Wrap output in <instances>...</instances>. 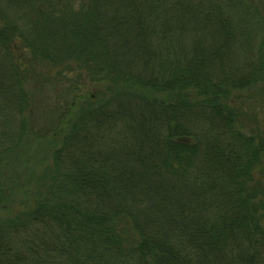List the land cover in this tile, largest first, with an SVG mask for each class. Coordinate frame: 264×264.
<instances>
[{
    "label": "trees",
    "instance_id": "16d2710c",
    "mask_svg": "<svg viewBox=\"0 0 264 264\" xmlns=\"http://www.w3.org/2000/svg\"><path fill=\"white\" fill-rule=\"evenodd\" d=\"M251 12L244 0H0V179L46 138L30 114L37 66L62 69L58 102L83 75L105 84L52 112L59 146L20 175L32 198L0 222V264H264V133L245 134L229 102L263 73Z\"/></svg>",
    "mask_w": 264,
    "mask_h": 264
},
{
    "label": "rangeland",
    "instance_id": "374dc122",
    "mask_svg": "<svg viewBox=\"0 0 264 264\" xmlns=\"http://www.w3.org/2000/svg\"><path fill=\"white\" fill-rule=\"evenodd\" d=\"M244 1L248 3L249 8H252V11L254 12H251L252 20L254 19L252 24L254 23L256 25L253 34H251V55L254 56V62L257 64L258 68L262 70L261 73H263L260 76V81H258L253 88L245 89L241 92H234L229 102L232 106L240 109L242 112L240 128L245 134L250 133L251 131L262 134L264 133V69L262 68V63H264V0ZM232 4L236 3L228 2V9L231 12L233 11L230 9L232 8ZM232 48L233 45H231L230 49ZM36 69L38 72L37 76H39L40 80L44 83V86H36L32 88L30 114L32 119L36 120L38 127H44L42 135L44 134L43 138H46L41 141H34L30 145L32 155L31 153L29 154L31 157V161L28 165L29 168L27 167L26 170H24L23 167L21 171L19 170V166L9 167L4 179H0V184L2 183V189L0 188V190L5 199V202L0 205V222L9 218L15 219L18 216L20 217L23 212L28 210V205H30V201L28 200L32 197L29 195L28 198L26 192H29L32 189L33 180L26 186L25 183H20V175L27 177L28 169L33 173V170H35L37 173L45 166H50L52 163L48 156L59 146L58 138L56 136L54 137L53 132H50V128L51 126L53 127L54 124V115L52 112L56 109V106H60V103L65 101L64 105H66L67 102L71 101L70 103L73 104V107H76L80 102H83V100L88 99L93 95H98V93H101L105 89L104 83L90 82L83 75L81 82H74L72 86L70 85L72 88L67 86V81L61 82L62 86H67V88L66 90H63L62 88L57 91L56 94L58 95V98H62L58 102L57 99H55V88L53 85L57 81H53L57 78V74L61 72L62 69L49 68L46 66H37ZM72 75L74 76L73 78L79 80V77L76 76L78 75L77 73H73ZM42 79L46 80L43 81ZM68 120L69 118L64 122L61 131L62 129L64 131L67 130ZM59 134L60 133H58V135ZM255 181L261 182L263 185L261 200H264V171L261 172V170H258L256 172ZM25 198L28 199L25 201Z\"/></svg>",
    "mask_w": 264,
    "mask_h": 264
}]
</instances>
